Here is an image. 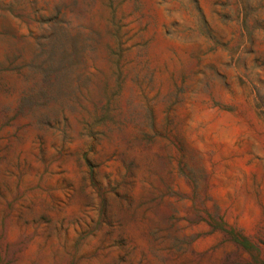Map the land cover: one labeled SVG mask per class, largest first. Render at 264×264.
Here are the masks:
<instances>
[{"label": "rangeland", "instance_id": "374dc122", "mask_svg": "<svg viewBox=\"0 0 264 264\" xmlns=\"http://www.w3.org/2000/svg\"><path fill=\"white\" fill-rule=\"evenodd\" d=\"M0 264H264V0H0Z\"/></svg>", "mask_w": 264, "mask_h": 264}]
</instances>
